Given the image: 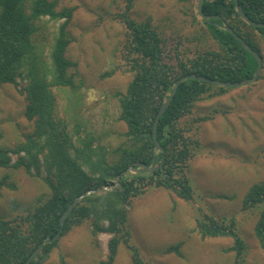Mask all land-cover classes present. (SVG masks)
<instances>
[{"label":"rangeland","instance_id":"obj_1","mask_svg":"<svg viewBox=\"0 0 264 264\" xmlns=\"http://www.w3.org/2000/svg\"><path fill=\"white\" fill-rule=\"evenodd\" d=\"M57 1L58 9H73L67 56L76 63L72 71L77 87L52 88L55 116L70 121L71 130L79 125L82 136L93 135L94 145L101 146L113 162L118 157L115 150L130 141L126 123L120 119V97L134 76L124 47L127 28L122 14L126 1ZM197 4L198 0H134L129 14L138 21L152 19L165 41L164 60L178 68L180 59L189 60L197 52H221ZM45 20L34 36L38 58L26 59L18 86L0 84V147H14L35 129L34 120L26 114L29 101L20 89L51 64L50 49L62 20ZM243 30L261 49L263 67L258 80L222 93L213 88L215 93L198 100L193 112L180 122L198 140L186 170L194 190L192 199L181 198L162 186H149L134 197L127 222L130 239L120 244L113 264H135L131 245L148 264H232L235 253L228 250L233 244L231 237L202 236L198 222L206 216L235 219L246 243L243 264H264V250L254 232L261 205L244 206L248 189L264 183V39L250 28ZM46 136L42 143L50 138ZM50 147L46 145L41 159ZM17 158L13 155L12 163ZM41 175H47L46 165H41ZM5 179L15 185L0 188V216L5 219L18 220L51 196L43 178L23 166L0 167V182ZM111 236L94 231L92 219L86 218L57 239L43 264H98L107 259ZM175 247L178 251L171 250Z\"/></svg>","mask_w":264,"mask_h":264},{"label":"trees","instance_id":"obj_2","mask_svg":"<svg viewBox=\"0 0 264 264\" xmlns=\"http://www.w3.org/2000/svg\"><path fill=\"white\" fill-rule=\"evenodd\" d=\"M125 1L122 19L126 24L127 39L124 47L134 76L120 97V119L126 123L130 141L115 150L118 157L111 162L102 147L94 145L93 135L82 136L79 125L71 130V122L64 117L57 118L54 113L52 88L77 87L72 71L76 63L67 56L71 43L68 26L73 9L67 6L58 9L57 0H0V84L19 85L26 59L37 57L34 36L40 30V22L47 21L46 18L62 20L50 49V66L47 64L42 75L30 78V83L20 89L29 101L26 114L34 120L35 129L25 134V140L14 147H0V167L23 166L30 174L41 176L51 189V196L18 220L0 216V264H24L44 238L58 233L61 216L76 197L88 189L115 181L131 164L138 167L136 163L140 162L150 166L156 157L158 168L154 172L129 173L114 188L88 195L64 222L59 237L86 218L92 219L94 231L111 234L107 259L98 264H113L120 244L128 243L130 239L127 222L134 197L143 194L149 186H162L181 198L192 199L194 190L186 170L198 140L193 139L180 122L193 112L198 100L212 96L213 88H218L216 93L229 88L197 79L182 82L160 117L158 139L164 152H156L152 137L154 121L161 105L169 98L175 80L196 73L218 80L239 81L255 73L258 66L255 57L222 24L226 22L260 54V47L243 29L250 28L264 39V27L248 24L239 15L234 0H205L203 4V11L214 15L203 22L221 52H197L189 60L180 59L178 68L164 60L165 41L152 19H134L129 14L134 0ZM239 2L249 18L264 22V0ZM30 75L31 72L27 77ZM43 135L50 137L47 143L41 142ZM52 137L55 143H52ZM46 145H51V151L41 159ZM13 155L18 157L14 163ZM163 156L165 159L160 165ZM41 163L46 165L45 176L41 175ZM4 185L15 187L6 179L0 182V188ZM257 205H261V211L254 232L264 250V183L253 184L244 198L245 208ZM198 228L203 237H231L233 244L228 250L235 253L232 264L244 263L246 243L236 229L235 219L224 221L206 216L199 220ZM57 241L46 243L30 264H43ZM174 249L178 251V247L171 248ZM131 250L135 264H148L136 246L131 245Z\"/></svg>","mask_w":264,"mask_h":264},{"label":"water","instance_id":"obj_3","mask_svg":"<svg viewBox=\"0 0 264 264\" xmlns=\"http://www.w3.org/2000/svg\"><path fill=\"white\" fill-rule=\"evenodd\" d=\"M204 1L205 0H198L197 11H198L199 15L202 17V19L208 20L214 15H208L203 11ZM234 1H235L236 8H237L239 15L248 24L255 26V27H264V22H258V21L252 20L251 18H249L245 14L239 0H234ZM222 27L224 29L230 31L240 41V43L243 45V47L246 48L255 57V59L257 60V63H258V66L255 70V73L253 74L252 77L246 78L243 80H239V81L218 80V79H213V78H210L208 76L200 75V74H196V73H189V74H185V75L180 76L177 80H175L173 88H172V92H171L169 98L161 105V107H160V109L156 115L155 121H154L152 137H153V140L155 141L156 151L164 152V148L158 139V124H159L160 117L163 115V113L166 111V109L170 105L172 99L174 98V95L177 92V88L179 87V85L182 82H184L187 79H197L199 81H204V82L212 83L214 85H219V86L238 87V86H244V85L252 84L258 80V78L261 74V71H262V67H263V56H262V54L258 53L254 48H252L250 46V44L242 36H240L231 26H229L226 22H223ZM164 159H165V157L163 156L160 165L163 164ZM136 164L138 165V167L135 166L134 164H131L128 169L122 171V173L117 176L115 181H111L108 184H106L105 186H100L98 188L88 189L87 191H85L84 193H82L81 195L76 197L74 199V201L68 206V208L63 212L61 219H60L61 227H60V230L58 231V233L53 237L44 238L43 241L37 246V248L28 257V259L25 261L24 264H30L37 257V255L41 252L43 246L46 243H52L56 239H58V237L61 235V230H62V227L64 225L66 218L68 217L70 212L73 210V208L83 198L87 197L88 195H90L92 193H100V192H103L105 190H109V189L114 188L119 183L121 178L128 173H131V172L132 173H149V172H154L155 169L158 168L157 166H155L156 157L153 158L152 164L150 166L143 164V163H140V162H137Z\"/></svg>","mask_w":264,"mask_h":264}]
</instances>
